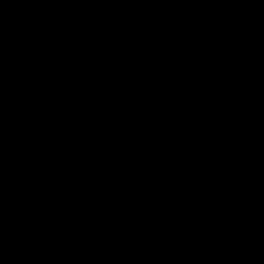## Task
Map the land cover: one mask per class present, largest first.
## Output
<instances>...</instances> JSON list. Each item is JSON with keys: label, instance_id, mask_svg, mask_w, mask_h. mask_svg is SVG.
<instances>
[{"label": "water", "instance_id": "obj_1", "mask_svg": "<svg viewBox=\"0 0 264 264\" xmlns=\"http://www.w3.org/2000/svg\"><path fill=\"white\" fill-rule=\"evenodd\" d=\"M0 264H264V0H0Z\"/></svg>", "mask_w": 264, "mask_h": 264}]
</instances>
